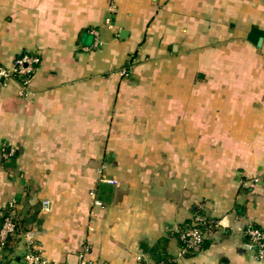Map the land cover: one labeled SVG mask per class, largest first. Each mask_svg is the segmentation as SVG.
I'll list each match as a JSON object with an SVG mask.
<instances>
[{
  "label": "crops",
  "instance_id": "crops-1",
  "mask_svg": "<svg viewBox=\"0 0 264 264\" xmlns=\"http://www.w3.org/2000/svg\"><path fill=\"white\" fill-rule=\"evenodd\" d=\"M23 50L27 94L0 77V264L154 263L196 213L176 264H264L243 231L264 226V0H0V66Z\"/></svg>",
  "mask_w": 264,
  "mask_h": 264
},
{
  "label": "built area",
  "instance_id": "built-area-1",
  "mask_svg": "<svg viewBox=\"0 0 264 264\" xmlns=\"http://www.w3.org/2000/svg\"><path fill=\"white\" fill-rule=\"evenodd\" d=\"M115 4L111 5V12L115 11ZM111 16L106 17V21L110 22ZM94 35L93 45L101 44L96 29H91ZM40 63V56L36 53L28 52L27 50L20 51L13 58L12 65L10 67L0 66V77L11 78L17 77L19 79L18 93L20 95H26L29 91V85L32 75L34 74L37 66ZM122 73L127 74L125 69ZM14 153V149L6 151L5 155ZM109 182H116L112 179H105ZM99 203L98 200L95 201ZM46 203V202H45ZM0 250L4 248L8 238L13 235L17 230L15 221V212L12 204L5 210L0 209ZM206 219L201 214L192 215V220L189 225L181 229L178 234L179 249L177 254L160 258L154 263H149L146 259L138 256L132 264H176L179 257L184 256L190 252L197 251L201 248L204 242L205 232L201 230L198 224H205ZM244 235L246 237V247L253 253V256L257 259L264 258V226L248 223L244 227ZM87 246H84L83 250L78 254V264H88L87 259ZM24 264H50V261L44 257L39 251L35 249H29L23 254Z\"/></svg>",
  "mask_w": 264,
  "mask_h": 264
},
{
  "label": "trees",
  "instance_id": "trees-1",
  "mask_svg": "<svg viewBox=\"0 0 264 264\" xmlns=\"http://www.w3.org/2000/svg\"><path fill=\"white\" fill-rule=\"evenodd\" d=\"M1 220H2V218H0V222H1ZM191 220L192 219H190L189 223L191 222ZM198 225L200 226L202 231H205L206 230V226H207V222L205 224H198ZM9 239H10V237L8 238V241L6 242V245L4 246V248L7 246L8 242H9ZM201 247H202V245H201ZM190 253H192V252H190Z\"/></svg>",
  "mask_w": 264,
  "mask_h": 264
},
{
  "label": "water",
  "instance_id": "water-1",
  "mask_svg": "<svg viewBox=\"0 0 264 264\" xmlns=\"http://www.w3.org/2000/svg\"><path fill=\"white\" fill-rule=\"evenodd\" d=\"M261 39H262L261 37L258 39V43H260Z\"/></svg>",
  "mask_w": 264,
  "mask_h": 264
}]
</instances>
